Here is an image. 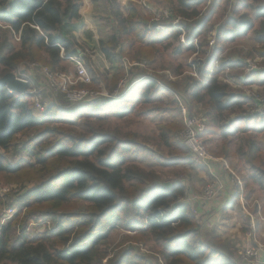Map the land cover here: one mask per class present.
I'll use <instances>...</instances> for the list:
<instances>
[{"label":"trees","instance_id":"trees-1","mask_svg":"<svg viewBox=\"0 0 264 264\" xmlns=\"http://www.w3.org/2000/svg\"><path fill=\"white\" fill-rule=\"evenodd\" d=\"M165 1L173 15L186 20L181 23L185 43L178 41L182 31L165 19V27L156 29L139 6L130 4L124 14L119 0H105L115 27L98 46L117 64V72L108 81L106 71L94 70L89 87L114 86L122 77L124 57L145 58L153 65L165 52L169 57L202 54L188 65L195 75L182 81L144 77L121 97L91 101L78 109H70L58 95V102L40 117L33 113L29 94L0 84V183L22 189L12 196L17 209L0 225V264H248L211 224L198 222L184 202L182 182L171 180L166 188L157 170L127 158L148 149L122 122L131 116L160 115L164 120L156 123L152 135L157 146L175 152L180 145L187 148L176 141L183 123L173 92L180 91L188 110L199 105L207 122L204 144H213L216 156L237 157V174H242V166L250 170V180L240 175L243 184L252 179L264 191V153L255 140L264 133V118L248 116L244 109L256 100L233 88L264 84V69L235 74L229 83L223 72L228 67L243 69L246 56L219 57L226 45L249 34L255 53L264 52V0H233L229 15L215 26L212 18L222 0H213L205 12L204 0ZM81 5L82 0H0V76L23 62L59 69L61 52L75 56L77 49L83 51L65 36L66 24L81 18ZM211 32L213 46L208 45ZM168 68L173 75L183 73ZM21 154L27 158L14 163L6 157ZM157 159L164 165L191 164L189 158ZM35 221L43 229L30 234L28 223ZM116 227L126 232L110 247L109 233ZM136 244L148 246L153 258L139 253Z\"/></svg>","mask_w":264,"mask_h":264},{"label":"rangeland","instance_id":"rangeland-1","mask_svg":"<svg viewBox=\"0 0 264 264\" xmlns=\"http://www.w3.org/2000/svg\"><path fill=\"white\" fill-rule=\"evenodd\" d=\"M212 1L213 0H204V6H203L204 8L202 12L203 11L205 12L207 10V7H209ZM232 1L233 0H222L220 2V5L215 10V14L213 15V18H212V24L214 26L222 22L224 18L229 15V11L232 6ZM119 2H120V8L124 14L126 13V10L130 4L139 6L142 12L151 19L150 21L151 22L154 21L156 23L155 25L156 29L158 27L160 30H161V27L164 28L165 27L163 23L164 21L169 22L171 25L175 24L174 27L177 30H179L178 28L180 29L183 28L185 25L184 24L183 27H181V23H184L186 20L178 15H173V12L170 11V9L168 8L167 2L165 0H119ZM104 3H106L104 2V0H100L99 8L96 11V17L93 18L94 21L95 20L98 21V22L95 21V23L99 24V26L96 29L98 38L93 39V40L91 39V43H93L92 46H86V45H83V43H79L84 49L83 51H81L79 55H81V57L83 58L85 65L91 74V77H92L91 83L93 82L94 70L95 71L97 70L101 73H104L106 71V74H107L106 78L108 81H110L112 79L113 74L117 72V64L105 58L104 55L101 53L99 46H98L100 41L107 40L109 35H111L114 32L113 30L115 27V24L111 21V18L109 17L110 15L109 8L108 9L104 8V5H103ZM163 19L165 20L163 21ZM175 20H177V23L174 22ZM211 33L209 36L213 35V33L212 34ZM184 40L186 41L185 32H184ZM194 40L195 42L198 41V39H194ZM178 41L180 42V39H178ZM87 47H91V49ZM255 48H256L255 41L253 40L252 34H249L247 37H245L242 40H238V41H235L233 43L226 45V47L224 48L223 52H221L219 57H222L225 59L228 58L229 60L237 59L239 57L241 59V56L243 57V59L245 56L249 57V58L245 57L244 62L247 63L248 61V65L245 66L243 69H232V67H228V69H225V71L223 72L224 73L223 75L228 80L229 83L233 82L232 79L235 74L236 75L239 74L241 77V75L247 74V72L251 71L252 69L258 70V71L261 69H264V56H263L264 52H262L261 54L255 53L254 51ZM93 50H95L96 52ZM251 52H254L253 55H250ZM208 53H209V49L206 50L205 55ZM164 56L165 57L156 59V62L153 65H151L149 60H146L145 58H141L139 60L137 59L129 60L126 57H124L122 58V64L124 67L123 74L121 75L122 77L118 79L117 83L114 86L106 87V86L100 85L98 89H92L89 87L91 83L90 84L77 83L72 88L81 89V90H86V89L97 90V91H101V89H105L111 92L117 88L119 81L122 78L127 77L129 82L139 78L136 82H134V83H137L139 80H141L144 77H153L154 75L156 76L165 75L171 81H182L184 76L194 75L193 70L189 68L188 65L192 62L193 59H195L198 56H202V54L197 55V53L183 52L182 54H179L178 56L169 57L167 52H165ZM85 57L89 58L88 60L91 64L87 62L88 60H86ZM215 63H218V61H216ZM177 65H180V66H177ZM40 67H45L54 72H63V73H70L74 69L73 63L69 59L63 58V62L61 63V68L59 69H52L48 65H45L41 62L34 61V62H23L16 69L12 71L17 77L27 80L28 90L32 91L33 93H37L39 98L44 103L45 105L44 111L36 110L32 102V98H31L34 115L37 117H40L46 111V109L51 105L53 101L58 102L57 101L58 95H63L64 97L63 100L67 103L70 109L80 108L81 105L76 107L74 106V104H71L69 100L66 99L63 93H58V92L54 93L52 91V89L49 87L48 78L41 72ZM168 67H172L173 69H183V73L177 76L173 75L171 70ZM142 70H143V73H142ZM132 75H135L136 77H134L133 79H130ZM159 84L163 85L161 83ZM234 86L233 88L236 90V93H238L239 95L251 96L254 99H256V101H258V103L252 107L251 106L245 107L244 110L247 111L246 114L250 117L257 118L258 121L264 118V84L262 85L248 84V85H241V86L235 84ZM124 93L122 95H124ZM173 93H174L176 101H178L177 98L180 99L182 103H184L187 106V108H189L187 102L184 100L183 96H181L180 91H174ZM88 102L91 103V101H86L83 103V105L84 106L87 105ZM188 112L193 115L202 116L199 105H196L194 109L191 111L189 109ZM161 119L164 120V118H162L160 115L152 114L146 118L140 117V116H131V119L122 122L123 126H126V124H129L128 130L135 131L138 135L137 136L138 140L143 141L144 143L143 145L146 147V149H148V150H144L143 148H140L138 152L136 153V155L127 154V158L132 160L133 162H137L144 168L157 170L158 174L162 177V180L164 183H170L171 180L182 182L185 186V191H186V189L188 190L189 188H192V185L194 182L193 179L194 178L195 180L198 179L197 171L193 167L196 165L195 164L196 161L191 157L189 149L182 147L181 145H180L181 149H179L177 152L172 151L171 149H168V148L164 149L163 147L157 146V143L154 141V139H152V135H153V131L155 130L156 123L159 122ZM181 129L177 132L176 141L182 144V141L179 135ZM255 140L259 143V145H261V153H264V133L256 136ZM205 145L209 153L215 157V160L209 163H206L204 165H207V164L211 165L213 163H222L224 169L226 170L227 177L228 176L233 177L234 175L233 181L237 183L236 181L238 180L239 181V183H237L238 186L244 185L242 182V176L240 175H244V177H247L250 180V174H249L250 170L247 167L242 166V170H241L242 174L237 175L235 167L237 166L238 163L239 164L241 163L237 157L232 156L230 159H225L223 157L216 156L211 151L213 150L214 145L211 143H205ZM214 150L218 151V149L216 148H214ZM151 153L154 154V156L151 155ZM6 157L12 163L16 162L17 160L21 158H27L25 154H21L19 157H13L11 155H6ZM157 158H162L165 160L168 159L167 161H169V159H179L180 160L181 158L182 159L189 158L191 161L190 162L191 164H187L184 166L181 164H165V165L158 164ZM197 170H201V168ZM263 177H264V174H263ZM210 178L211 177L208 175V178H206L204 182L200 183L202 186V189L200 190V194L204 201L208 200L209 198L203 197V191H205L208 185H211V187H213L214 185L212 183V181L214 180ZM248 187H250V190H252L251 191L252 195L250 198L251 199L250 203H248L247 210L250 213H252V216L254 219L256 218L254 217V215L257 214L258 215L257 218H259L260 221H262L264 220V191L252 179L251 181H249L247 186H244L241 189L242 191L244 190L245 193H247ZM21 190L22 189H19L18 186L16 185L5 186L2 183H0V198L3 199L0 201V213L2 212L3 209H5L4 214L0 217V225L11 218V214L14 213L13 209L15 210L17 209L16 208L17 205L15 201L12 200V196L16 195L15 192L17 191L19 192ZM242 198H243V201H245L244 194L242 195ZM6 205H12L13 208H11L10 210L6 209ZM254 209H255V213H254ZM196 212L197 211L195 210L192 211L194 217L198 220L199 223L207 222L205 220L203 221L200 220ZM240 218H241V221H242L241 223L243 227L239 230L242 232L243 228H246L247 226L245 227V224H243L244 219L242 217ZM208 223L210 224V222ZM42 226L43 224L39 221L30 222L28 223L27 231L30 234H33L35 232L41 231L43 229ZM225 226H228V224H224V227ZM215 231H216V234L222 239V241L225 244L235 249L236 252L239 254H242V251L245 248L252 247V246H249V244L245 242L243 232L240 237L235 238V236L230 235L231 231L228 232L227 230L226 232H228V234L220 233L219 228L218 230L216 228ZM124 232L126 231H124L121 227H116L113 230H111L109 233V239H108L109 246L110 247L113 246V244L116 243L120 239L121 235ZM258 240H259L258 237L251 238L252 243L253 242L258 243L259 242ZM136 245L138 246L137 250L139 251V253L149 255L151 256V258H153L152 257L153 255H155L148 249V246L141 245V244H136ZM255 245L257 246V244Z\"/></svg>","mask_w":264,"mask_h":264},{"label":"crops","instance_id":"crops-1","mask_svg":"<svg viewBox=\"0 0 264 264\" xmlns=\"http://www.w3.org/2000/svg\"><path fill=\"white\" fill-rule=\"evenodd\" d=\"M99 5L100 0H82V5L79 9L81 18L66 24L67 29L65 36L69 39H75L77 43L92 46L93 43H91V39L98 38L96 29L99 24L95 23V21H98H94L93 18L96 17V11ZM103 5L104 8L107 9L106 4L104 3ZM87 48L91 49V47ZM80 53L81 50L77 49V55ZM195 164L196 165L193 167L197 171L198 179L195 180L194 178L192 188L186 189L184 193V202L189 204L191 209L197 211L196 213L200 220L210 222L215 229L217 228L218 230L219 228L220 233L228 234V232L231 231L230 235L237 238L240 237L243 232L245 242L248 243L249 246H255L257 243H252L251 238L258 237V243L262 245L260 258L264 264V220L260 221V219L257 218V214L254 215V217H256L254 219L252 213L247 210L252 195L250 187H248L247 193H245L244 190L242 191L241 188L245 185L238 186V184L233 181L232 176L227 177L226 170L222 163L204 165L196 162ZM200 168L201 170H197ZM208 175L211 177L210 179L214 180H210L214 184V195L204 201L200 194V190L202 189L200 183L204 182V180L208 178ZM243 194L245 201H243L242 198ZM240 217L244 219L243 224H245V227L247 226L243 228L242 232L239 230L243 227ZM224 224H228V226L224 227ZM227 230L228 232H226Z\"/></svg>","mask_w":264,"mask_h":264},{"label":"built area","instance_id":"built-area-1","mask_svg":"<svg viewBox=\"0 0 264 264\" xmlns=\"http://www.w3.org/2000/svg\"><path fill=\"white\" fill-rule=\"evenodd\" d=\"M174 22L177 23V20H175ZM154 25H156V23ZM172 25H175V24H172ZM0 26H2L1 23H0ZM161 29L163 28L161 27ZM178 29L182 31V28L181 29L178 28ZM14 37L16 40H19V37H20L19 33H15ZM179 39L181 43L186 42L184 40L183 31L181 32ZM208 45L209 46L214 45L213 37H209ZM61 56L64 59H69L73 63L74 69L72 72L70 73L54 72L45 67H40V70L48 78L49 87L52 89V91L54 93L56 92L63 93L66 99L69 100V102L71 104H74V106L76 107L80 105L82 106L83 103L86 101H105L107 99L118 98L128 88H130L134 82H136L139 79L138 78V79H135L129 82L127 77L122 78L119 81L117 88L111 92L105 89H101V91L88 90V89L86 90L75 89L72 87L76 85L77 83L90 84L92 81L91 74L88 71L81 55L78 54L75 56H70V55L64 56L63 53L61 52ZM247 65H248V61H247ZM24 81L28 83L27 80H24ZM26 94H29L31 96L32 102L36 110L44 111L45 105L42 102V100L39 98L37 93H33L32 91H29L27 87ZM177 100H178L177 102L180 108L182 123H183V127L179 133L182 143L189 149L191 157L196 162L201 163V164H206L211 161H214L215 157L209 153L202 139V134L204 133L206 126H207L206 120L204 119L203 116L190 114L188 112L189 110L187 106L184 103H182L180 99L177 98ZM257 103L258 101H256L254 105ZM236 182L239 183L238 180ZM213 195H214V189L213 187H211V185H208L205 191H203V197L211 198ZM191 210L193 211L194 209H191ZM261 248H262V245L260 243H257V246L255 245L252 247L245 248L241 254L243 261L248 264H261L262 263L261 258H260Z\"/></svg>","mask_w":264,"mask_h":264},{"label":"water","instance_id":"water-1","mask_svg":"<svg viewBox=\"0 0 264 264\" xmlns=\"http://www.w3.org/2000/svg\"><path fill=\"white\" fill-rule=\"evenodd\" d=\"M0 84L6 85L9 89L17 93H26V81L16 77L13 72H8L0 76ZM164 186L168 188L170 183H164Z\"/></svg>","mask_w":264,"mask_h":264}]
</instances>
